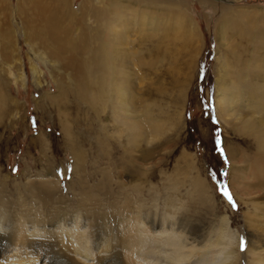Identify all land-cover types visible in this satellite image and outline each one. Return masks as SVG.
<instances>
[{
	"label": "rangeland",
	"instance_id": "obj_1",
	"mask_svg": "<svg viewBox=\"0 0 264 264\" xmlns=\"http://www.w3.org/2000/svg\"><path fill=\"white\" fill-rule=\"evenodd\" d=\"M65 1L74 8L78 18L85 0ZM35 2L0 0V183L5 182V193L12 195V207L17 213H26L29 208L27 203L20 202L21 195L17 196L16 185L50 177L60 179L61 188L42 201L39 212H42L44 224L39 225L51 230L59 224L69 225L75 212L79 216L83 211L90 215L100 209H109L113 201L117 203L116 197L120 193L128 198L124 204L128 206V215L141 214L132 216L136 220L133 224L147 221L149 225L154 221L159 223L163 211H176V215L185 220L187 233L181 237L187 239L189 245L201 247L207 241L208 226L212 224L217 227L219 221L226 217L231 222L232 230L238 231L240 236L237 258L233 264H252L253 253L257 252L254 243L264 249V222L259 233L249 226L246 215L252 207L246 199L236 196L232 188L231 159L227 147L240 146L249 154L254 153L255 148L247 141L251 139L250 136L234 133L217 113L216 66L219 56L228 59L229 63H242V60L245 63L249 59L264 57V0H149L143 3L140 0H122L124 14L118 17L125 16L130 20L119 26V30L125 32V42L121 45L123 51L120 49L119 52L129 58L128 63H132L130 66L136 85L134 93L137 99L143 98L137 104L146 100L155 116L169 115V125L164 134H151L147 147L142 143L136 148L137 151H131L134 156L140 157L145 147L152 150L151 158L145 161L148 164L143 163L148 174L136 177L130 174L129 167H125L126 147L122 144L125 141L117 140L118 132L110 130L105 134L100 129L102 122L99 117L107 122L108 114L98 115L86 101L70 91L64 96L60 95L59 82L73 89L72 71L61 64L63 62L60 60L65 61L64 57L58 59L59 62L50 58L52 46L43 47L34 42L37 37L35 31L44 32L46 17L51 13L46 12L43 22ZM92 2L106 6V0ZM224 8L228 10L224 11ZM234 12L247 16L251 29L255 28L251 34H243L240 28L238 31L229 28V21H218L223 13L226 19L234 18ZM85 16L88 25L94 26L93 16ZM70 26L72 35L80 38V26L75 23H70ZM128 26L129 29L125 30ZM260 38L262 41H258ZM254 42L262 44L255 45ZM77 51V54H85ZM68 54L72 55L73 52ZM77 57L82 61L86 59L84 55ZM75 153H84L86 165L81 172L74 169ZM106 171L111 173L112 180L108 187L100 189L95 184L104 178ZM82 174L87 175L89 183L81 184L79 180ZM176 176L184 182L177 187L171 185L178 178ZM193 176L208 183L215 214L211 212L208 200L192 193ZM138 177L146 180L143 193L140 197L134 192L131 199L127 190L132 192L131 183ZM120 181L126 189L120 187ZM84 185H88L87 190L96 188L93 194L98 198L91 199V194L81 196V186ZM225 189L231 193L234 204L223 194ZM168 201L172 203L164 205ZM35 205L39 208L40 203L35 202ZM171 205L175 206V210ZM177 207L181 209L178 211ZM14 219L16 221L17 217ZM204 228H207L205 233ZM136 231V228L132 229V233ZM117 232L123 234L121 230ZM253 232L256 238H252ZM154 234L160 240V235ZM198 235L202 238L199 243L194 241ZM6 236L8 247L2 245L0 264H12L10 262L17 254L15 248L19 245L15 235L10 233L8 238ZM258 237L261 239L258 240ZM44 240L48 241L44 244L47 247L40 252V256L45 258H39V264L52 261L54 252L49 254L47 248L56 246L52 238ZM117 241L114 247L118 251L116 257L111 256V250L106 252L112 259L105 256L96 262L93 258L85 261L72 256L73 261L78 264H146V259L151 257L139 254L136 249L125 248L121 241ZM154 245L160 247L158 241ZM62 247L55 252L66 254L67 248ZM201 249L199 252L203 253L204 248ZM168 252L163 253L165 258L159 251L151 258L154 262L164 264L168 261L173 264L166 259ZM201 253L186 260L185 264H197Z\"/></svg>",
	"mask_w": 264,
	"mask_h": 264
},
{
	"label": "bare ground",
	"instance_id": "obj_2",
	"mask_svg": "<svg viewBox=\"0 0 264 264\" xmlns=\"http://www.w3.org/2000/svg\"><path fill=\"white\" fill-rule=\"evenodd\" d=\"M140 1L143 3V1L149 0ZM121 3L122 0L121 2L119 0H106V6H100L97 2L85 0L80 10L81 15L76 18V11L65 0H36L35 5L40 10L39 16L43 22L46 12L51 13L46 17L44 32L35 31L37 37L34 42L43 47L52 46L53 53L50 58L59 62L64 57L65 61L60 60L63 62L61 64L71 69L73 89H70L65 83L59 82L58 87L61 96L70 91L71 94H75L86 101L98 115L108 114L107 122H103L99 117L102 122L100 129L105 134H108L110 130L118 132V137L115 136L117 140L125 141L122 143L126 147L127 163L125 167H129L130 174L136 177L140 174H148L147 169L143 168V163L147 165L148 163L145 161L151 158L149 155L152 150L148 149L149 147L146 148L150 141V135L164 134L169 125V115L167 114L165 117L155 116L152 113L150 103L146 100H142L139 105L137 104L142 97L139 100L136 98V92L134 93L136 85L134 72L130 66L132 63H128L129 58L119 52L121 45H124L125 42V32L119 30V26L130 20L125 16L118 17L124 14ZM226 10L228 8H224V11ZM85 14L93 16L94 26L88 25ZM233 14H236L234 18L226 19L225 13H223L218 21L221 23L223 20L229 21V28L236 29V31L240 28L242 33L251 34L255 28L251 29L252 26L249 24L247 16L240 12ZM178 16H180L179 13ZM178 16L175 17L179 18ZM187 21L189 22V20ZM70 23L80 26L81 33L78 36L80 38L83 36V39L75 38L72 35ZM127 29L129 26L125 28V30ZM260 39L257 40L262 41ZM253 40L256 39L253 37ZM34 42H32L33 45ZM262 42L254 43L259 45ZM257 48L259 47L257 46ZM77 50L85 53L83 54L86 57L84 61L77 57L78 55L83 56L77 54ZM68 52H73V54H68ZM239 58H237L238 61ZM218 60L215 104L217 113L223 122L231 126L234 133L250 136L251 139L247 141L250 146L253 145L255 148L254 153L249 154L245 151L246 149L239 148V145H237L239 147H227L231 159V184L236 196H239L240 199H246L247 204L250 203L252 210L246 215L247 221L250 228L259 233L258 230L263 229L261 223L264 222V57L244 60L245 63L242 59V63H229V60L223 56H219ZM142 143H145L146 147L141 150L140 157L134 156L131 151H137L136 148ZM102 153L106 154L105 152ZM74 157L76 160L74 169L83 171L86 165L84 164L86 161L84 160V153H75ZM86 176L85 174L80 176L81 184L88 182ZM103 176L104 178L95 184L100 189L108 187L112 180L109 171L104 172ZM145 181V179L141 180L140 177L133 180L131 183L132 192L127 190L128 196L131 198L133 193L137 192L141 197ZM182 182L183 180L178 177L174 179L171 185L177 187ZM119 183L122 189H126L122 181ZM22 185H16L19 192L17 196L21 195L20 202L22 204L27 203L29 208L26 213H17L11 204L12 195L5 193V182L0 183V251L2 252V245L6 244L5 236L7 235L8 238L10 233L15 235L19 242L15 248L17 254L13 256L15 259L10 262L12 264H25L26 262L27 264H39V258H45L43 255L40 256V252L47 247L44 244L48 242L47 240L43 241V239L48 237L49 239L52 238L53 245L56 244V246L54 248L50 245L47 248L49 254L54 252L51 255L52 261L49 260L47 264H51V262L52 264H78V262L73 261L72 256L82 258L85 261L93 258L97 262L100 257H110V254L106 253L109 250L112 252L111 256L116 257L118 251L114 250V247L117 246V240L121 241L120 243L125 248L133 251L136 249L139 254H146L151 257L159 251L163 255L162 258H165L163 253L169 250L166 259H169L173 264H185L186 260L201 253L199 252L202 250L201 247L204 248V252L201 253L197 264H233L237 258L240 236L238 231L232 230L231 222L226 217L219 221L217 227L212 224L208 226L207 241L201 247L196 244L189 245L187 239L181 237L182 234L187 233L185 220L178 217L176 211L170 213L163 211L159 223L154 221L149 225L147 221L143 224H133L136 220L132 216H141V214L128 215V206L124 205L128 198L120 193L116 197V202L120 205L113 201V205L109 209H100L90 215L83 211L77 216L78 212L74 211L73 221L69 225L59 224L56 229L51 230V228L47 229L45 225H39L43 223L42 212H39V209L41 210L42 201L49 199L53 193L60 190V179L43 177L39 181L29 180ZM88 185L81 186L83 191L81 196L91 194V199H97L98 195L93 194L96 188L87 190ZM192 185V193L198 194L203 200H208L210 210L214 213L215 204L211 199L213 195L210 194L208 183L193 176ZM105 194L109 195L108 193ZM82 200L89 201L84 198ZM35 202L40 203L39 208ZM170 203L172 201H168L164 205L169 206ZM170 207L175 210L174 205ZM178 209L180 210L181 207L176 208V210ZM15 216L17 217L16 221ZM93 216L95 217L94 221H92ZM256 219L259 221L256 222ZM133 228L137 229L136 233H132ZM206 229L204 228L203 233L206 232ZM117 230H121L123 234L119 235ZM254 232L251 234L252 238H256ZM154 233L160 235V240ZM196 237L198 238L194 241L198 243L202 241L199 235ZM259 239L261 237H258ZM262 240L264 243V237ZM156 241L160 243L159 248L154 245ZM66 243H69L70 246ZM62 245H65L67 249L63 248ZM254 246L257 252L253 253L252 264H264V257H262L264 249H261L256 243ZM7 247L6 244L4 248ZM60 247L66 250V254L70 255L57 254L55 251ZM172 247H174L173 250ZM150 248L152 254H150ZM151 257H148L146 261L144 260L146 264H163L160 261L154 262ZM167 262L164 264H169Z\"/></svg>",
	"mask_w": 264,
	"mask_h": 264
},
{
	"label": "snow or ice",
	"instance_id": "obj_3",
	"mask_svg": "<svg viewBox=\"0 0 264 264\" xmlns=\"http://www.w3.org/2000/svg\"><path fill=\"white\" fill-rule=\"evenodd\" d=\"M223 194L228 198V200H229L230 202H233V204H234V201H233V198H232L230 192H228V191L225 189V190L223 191ZM242 243H243V242H242Z\"/></svg>",
	"mask_w": 264,
	"mask_h": 264
}]
</instances>
